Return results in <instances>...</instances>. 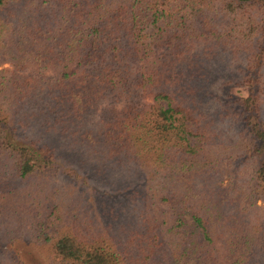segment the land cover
<instances>
[{
    "label": "trees",
    "instance_id": "obj_1",
    "mask_svg": "<svg viewBox=\"0 0 264 264\" xmlns=\"http://www.w3.org/2000/svg\"><path fill=\"white\" fill-rule=\"evenodd\" d=\"M19 244L264 264V0H0V264Z\"/></svg>",
    "mask_w": 264,
    "mask_h": 264
},
{
    "label": "rangeland",
    "instance_id": "obj_2",
    "mask_svg": "<svg viewBox=\"0 0 264 264\" xmlns=\"http://www.w3.org/2000/svg\"><path fill=\"white\" fill-rule=\"evenodd\" d=\"M16 250L17 254L19 253L22 258L27 259L33 264H40L38 255L31 249V247L24 244H19L17 245Z\"/></svg>",
    "mask_w": 264,
    "mask_h": 264
}]
</instances>
